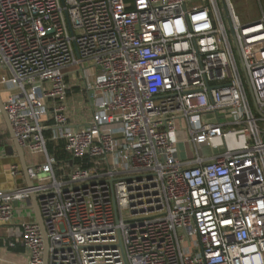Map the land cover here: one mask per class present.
I'll list each match as a JSON object with an SVG mask.
<instances>
[{"label":"built area","instance_id":"1","mask_svg":"<svg viewBox=\"0 0 264 264\" xmlns=\"http://www.w3.org/2000/svg\"><path fill=\"white\" fill-rule=\"evenodd\" d=\"M233 1L0 0L4 111L43 159L0 192V225L37 195L47 264H264V14ZM18 233L43 264L37 222Z\"/></svg>","mask_w":264,"mask_h":264},{"label":"crops","instance_id":"2","mask_svg":"<svg viewBox=\"0 0 264 264\" xmlns=\"http://www.w3.org/2000/svg\"><path fill=\"white\" fill-rule=\"evenodd\" d=\"M71 78L68 79V81ZM71 82L69 81V84ZM71 85V84H70ZM70 86L68 91L67 103L70 109V124L72 126H80L85 124V117L83 115L84 108L83 104L85 102L84 94L81 92L80 85ZM10 87H1L0 86V101L3 103L8 95L11 93ZM47 126L45 133H49V137L46 138L47 141L57 144V142L62 140L53 141L52 136V122L47 121L45 123ZM63 142V151H64V141ZM48 149V148H47ZM49 154L56 158L55 152L53 149L52 152L48 150ZM65 153V151H64ZM25 161L27 166H32L36 162L33 159V162L29 161V158H35L38 156H32L29 153L24 152ZM67 158L69 156L65 153ZM57 160V159H56ZM58 162L61 160H57ZM13 165H18L20 167V162L17 157L15 148L12 144L8 128L6 126L5 119L2 114H0V192L12 190L16 186L26 185V180L22 175L14 180L8 173L9 169ZM21 169V168H20ZM22 172V171H21ZM58 173V172H57ZM36 222V213L34 210V203L30 198L24 203L17 204L15 211V220L12 224L8 226L0 225V264H27V254L24 247L20 244V234L18 233L19 223L21 221ZM14 244V247L11 245Z\"/></svg>","mask_w":264,"mask_h":264},{"label":"water","instance_id":"3","mask_svg":"<svg viewBox=\"0 0 264 264\" xmlns=\"http://www.w3.org/2000/svg\"><path fill=\"white\" fill-rule=\"evenodd\" d=\"M91 96H92V92H88L89 101H91ZM0 112H1V114L3 115V117L5 119L6 126L8 128V132H9L12 144H13V146L15 148L17 157H18L19 162H20L21 171H22L23 176H24V178L26 180V186L27 187H31L33 185V182L29 178V172H28L29 171V166H27V164H26L24 151L19 146V144H18V142H17V140H16V138H15V136L13 134V131H12L10 123L8 121L7 115H6L5 111H4L3 103L1 101H0ZM30 200L33 201V203H34V210H35V213H36V222L39 225L41 233H42V238H43V243H44V255H43L44 262H43V264H47L48 239H47L46 233L44 231L42 218H41V215H40V212H39V208H38V203H37L38 196L37 195H31L30 196ZM14 206H17V203H14Z\"/></svg>","mask_w":264,"mask_h":264},{"label":"rangeland","instance_id":"4","mask_svg":"<svg viewBox=\"0 0 264 264\" xmlns=\"http://www.w3.org/2000/svg\"><path fill=\"white\" fill-rule=\"evenodd\" d=\"M259 2H260V5H259ZM259 2H257V0H234L233 1L236 14L239 16L241 22L254 21V20H258L259 18L262 17V14H264V0H259ZM260 7L262 10L260 9ZM225 21H226L228 33H229V35L231 37V41H232V35H231L230 28L228 26L226 17H225ZM236 58H237L238 67H239L241 73L243 74L242 65H241V62H240V59H239V56L237 53H236ZM79 84H81V81H78V85ZM71 89L74 90L75 88L72 87ZM247 91H248V87H247ZM248 94H249V92H248ZM249 98L251 100L250 94H249ZM251 102H252V100H251ZM33 159L36 163H38V162L40 163L43 161V159L41 157L29 158V161L33 162Z\"/></svg>","mask_w":264,"mask_h":264},{"label":"trees","instance_id":"5","mask_svg":"<svg viewBox=\"0 0 264 264\" xmlns=\"http://www.w3.org/2000/svg\"><path fill=\"white\" fill-rule=\"evenodd\" d=\"M45 137L48 138L49 137V133H45ZM47 148L50 152L54 150H56L55 152V156L57 160H66L68 159L67 156L65 155L64 151H63V142L59 141L57 142V144L48 141L47 142Z\"/></svg>","mask_w":264,"mask_h":264}]
</instances>
